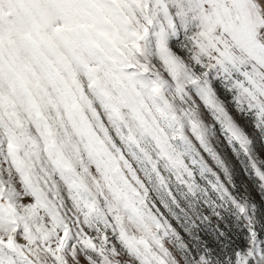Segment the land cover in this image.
<instances>
[{
    "label": "snow or ice",
    "instance_id": "1",
    "mask_svg": "<svg viewBox=\"0 0 264 264\" xmlns=\"http://www.w3.org/2000/svg\"><path fill=\"white\" fill-rule=\"evenodd\" d=\"M237 117L264 147V0H0V264H264Z\"/></svg>",
    "mask_w": 264,
    "mask_h": 264
},
{
    "label": "rangeland",
    "instance_id": "2",
    "mask_svg": "<svg viewBox=\"0 0 264 264\" xmlns=\"http://www.w3.org/2000/svg\"><path fill=\"white\" fill-rule=\"evenodd\" d=\"M237 119L242 125L245 126L246 130L253 136L256 142L258 154L260 155L261 158H264V147L261 146L259 133H257L253 129L251 120H246V118L244 117H237ZM220 150L228 155L230 162L235 169V173H236L235 180L239 192L243 195L250 196V198L258 205V208L261 210V212H264V199L261 198L262 194L259 193L256 187V181L249 179L244 174L239 162L237 161L235 156L232 155L231 150L226 143L222 144Z\"/></svg>",
    "mask_w": 264,
    "mask_h": 264
}]
</instances>
